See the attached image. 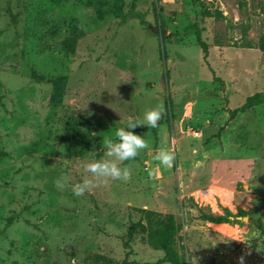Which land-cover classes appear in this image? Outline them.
<instances>
[{
	"label": "rangeland",
	"instance_id": "rangeland-1",
	"mask_svg": "<svg viewBox=\"0 0 264 264\" xmlns=\"http://www.w3.org/2000/svg\"><path fill=\"white\" fill-rule=\"evenodd\" d=\"M123 1L115 18L111 1L0 0V264L155 262L144 231L128 237L139 208L173 214L185 264H264V103L214 138L227 109L264 92V0ZM150 108L156 135L135 133L146 146L119 162L128 176L74 195L104 138ZM225 210L247 220L199 219Z\"/></svg>",
	"mask_w": 264,
	"mask_h": 264
},
{
	"label": "trees",
	"instance_id": "trees-1",
	"mask_svg": "<svg viewBox=\"0 0 264 264\" xmlns=\"http://www.w3.org/2000/svg\"><path fill=\"white\" fill-rule=\"evenodd\" d=\"M85 5L91 7H103L106 6L109 1H111L110 12L115 18L123 17V0H83ZM191 30L193 31V36L197 46L199 47L202 54V61L208 67L211 72L212 78L215 82L220 83L222 89H224V85L221 80L214 76L213 71L208 65L207 62V46L206 43L201 38V31L196 25L191 26ZM264 39L261 37L260 39V49L264 50ZM264 103V92L254 93L244 100V102L234 108L227 109L228 118L223 126H221L214 138H219L222 131L226 126L230 124V122L234 119L237 113L244 112L246 110H250L256 106H259ZM155 128L152 127H133L130 130L134 133L136 132H149L153 135H156ZM139 213L138 221L132 225L128 230V237H130L135 231H144L146 233V241L147 243L153 247L154 249L160 250L163 253L161 259L156 260L155 262H142L137 263L136 261H128L126 259V255L121 263L113 261L105 256H93L92 263L90 264H160V263H168V264H185L184 258L178 253L175 248V242L177 233L179 231V224L175 221L173 214L171 213H160L157 211L139 208L137 209ZM239 216H244V212L239 210L236 213H231L228 210H225L221 215H212L207 213H200L199 219L211 224H233L237 221ZM252 223L254 227L258 231V233L264 237V225L259 218L252 219Z\"/></svg>",
	"mask_w": 264,
	"mask_h": 264
},
{
	"label": "clouds",
	"instance_id": "clouds-1",
	"mask_svg": "<svg viewBox=\"0 0 264 264\" xmlns=\"http://www.w3.org/2000/svg\"><path fill=\"white\" fill-rule=\"evenodd\" d=\"M163 109L150 108L143 113L142 120L137 121L129 118L126 125L117 127L114 130V136L105 137L103 144L105 146V157L103 159H96L93 157L87 163L82 165L85 173L78 182L70 185L71 192L80 196L86 191H90L98 182L104 181L107 178H121L127 177L128 171L122 168L119 162L135 157L138 150L146 146V141L141 135H137L130 129L138 124H144L147 127H156ZM195 151V149H193ZM175 153L169 151L165 147H161L154 153V158L160 162L161 165L171 167L174 161ZM57 185L60 188L65 187V182L62 179L57 180ZM242 257L240 258L242 262Z\"/></svg>",
	"mask_w": 264,
	"mask_h": 264
},
{
	"label": "water",
	"instance_id": "water-1",
	"mask_svg": "<svg viewBox=\"0 0 264 264\" xmlns=\"http://www.w3.org/2000/svg\"><path fill=\"white\" fill-rule=\"evenodd\" d=\"M241 220L246 221L247 220V217L246 216H243V217H241Z\"/></svg>",
	"mask_w": 264,
	"mask_h": 264
}]
</instances>
